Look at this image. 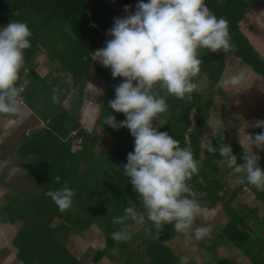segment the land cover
Wrapping results in <instances>:
<instances>
[{
  "label": "trees",
  "instance_id": "16d2710c",
  "mask_svg": "<svg viewBox=\"0 0 264 264\" xmlns=\"http://www.w3.org/2000/svg\"><path fill=\"white\" fill-rule=\"evenodd\" d=\"M139 2L0 0V29L12 21L25 22L32 33L31 46L24 50V64L17 81V87L23 88L19 97L21 110L13 114L16 116L27 107L31 120L43 121L32 128L30 123L24 125L21 143L16 149L25 161L24 172L29 183L18 194L6 191L0 205L2 222L17 227L11 241L2 244L5 255L2 263L7 260L9 264L18 261L21 264H97L120 244L128 246L129 240L122 243L112 239L111 234L120 228L113 223V218L124 215L129 199L137 204L139 201L130 177L122 175V168L116 171L114 166L127 163V154L134 151L135 138L126 127L114 129L104 124L110 113L117 122L126 119L124 113L108 107L109 101L115 99V87L125 78L113 77L110 67L95 60V52L106 46V40L112 39L108 30L113 27L114 18L125 16V6H130L134 14ZM205 3L217 18L228 21L233 47L227 52L200 50L202 63L193 82L197 84L202 77H207L211 85H218L233 56L249 64L264 80V57L242 26L246 15L254 8L262 9L264 1L205 0ZM42 60L51 65L47 71L37 70ZM87 82L98 102L92 127L87 126L79 114ZM155 88L160 96L166 97L168 109L157 115L154 126L163 123L158 131L168 132L179 140L181 148L192 149L200 167L187 183L202 207L221 206L229 218L222 233L216 234L215 244L237 246L253 264H264V210L260 209L264 206V191L245 182L237 183L229 195L220 172L224 175L232 170L222 162L218 151L212 154L203 147L204 130L214 106L213 93L195 91L187 101L166 94L158 84ZM54 93L59 95V103L53 102ZM6 114L0 113V116ZM221 132L215 130L211 135L214 147H218ZM225 143L237 146V154H234L237 163H244L241 138ZM258 155L261 157L259 165L264 169V150ZM221 163L224 166L221 167ZM57 175L61 177L58 183L53 179ZM65 186L76 195L72 206L61 212L44 193ZM245 186L260 201L257 206L243 209L231 204ZM93 225L103 230L105 246L94 253L85 251L86 256H91L88 260L78 258L64 241L71 233H83ZM177 233L171 224H165L159 238L154 239V225L145 222L141 234L146 238L147 264H180L181 258L169 245V240ZM128 248L131 250L132 246ZM218 264L236 262L225 257L219 258Z\"/></svg>",
  "mask_w": 264,
  "mask_h": 264
},
{
  "label": "clouds",
  "instance_id": "9594fccd",
  "mask_svg": "<svg viewBox=\"0 0 264 264\" xmlns=\"http://www.w3.org/2000/svg\"><path fill=\"white\" fill-rule=\"evenodd\" d=\"M125 6L126 17H115L113 27L108 30L112 37L105 47L98 49L95 60L110 67L113 77L125 80L115 87V99L108 107L124 113L125 120L117 122L111 113L104 124L114 129L128 128L134 140V151L127 154V163L114 166L123 169L122 175L130 177L137 193L139 204L128 200L124 215L113 218L120 228L111 236L116 242L131 239L132 225H144L150 221L159 238L165 224L175 231L203 239L212 227H193L198 216L207 215L206 209L196 199V193L187 183L197 173L200 162L194 159L190 147H180V141L168 132L158 131L153 121L158 114L167 111L166 97L160 96L158 84L166 94L190 101L197 85L193 82L200 71L202 49L212 52L229 51L228 21L210 11L205 0H149L140 2L135 13ZM32 35L27 23L10 22L0 29V113H19V97L23 88L17 87L24 64V50L30 48ZM222 79V78H221ZM246 79L243 72L224 81L225 86H238ZM136 82V83H134ZM59 103V95L52 96ZM212 126V122L208 121ZM163 124V123H160ZM246 128H264V119L246 122ZM215 126L223 128V120L216 119ZM243 161L237 163L231 145L220 136L218 147L212 142L205 145L207 152L217 151L222 162L237 174L236 183H249L258 191H264V169L259 165L261 157L253 150H264V132L247 133ZM20 171L13 168L12 174ZM53 179L58 183L60 176ZM50 197L61 212L73 204L75 191L67 186L44 193ZM146 231H150L146 229ZM105 246V245H104ZM103 248V247H101ZM180 264H188V257H181Z\"/></svg>",
  "mask_w": 264,
  "mask_h": 264
},
{
  "label": "rangeland",
  "instance_id": "374dc122",
  "mask_svg": "<svg viewBox=\"0 0 264 264\" xmlns=\"http://www.w3.org/2000/svg\"><path fill=\"white\" fill-rule=\"evenodd\" d=\"M257 1L259 0H250L251 3H256ZM130 12L133 13L132 11ZM128 14L126 12L124 17ZM242 26L245 33L264 57V5L262 9H252L242 21ZM50 67L51 65L48 62L42 60L37 70L47 71ZM240 72L246 75V79L242 84L234 87L225 86L224 81L226 79ZM196 85V91L213 93L214 98V106L210 110L211 117L209 118L212 126L207 122L204 130L203 147L209 140L211 141V135L215 130L219 132L223 131L220 133L219 138L223 136L224 143L229 140L240 141L241 138L245 147H247L245 131L251 134L264 132V128H246V122H252L255 119H264V80L241 58L233 56L229 59L226 71L218 85H211L207 77H202ZM219 87L222 88V92H220L221 89ZM97 105L96 95L92 91L90 82H87L83 89V103L79 114L81 119L89 127H92L94 115L98 110ZM28 113V108L23 107L21 113L16 114V116L13 113L0 116V129L2 131L0 134V205L3 204V197L6 191L9 194H18L19 191L24 189L23 186L29 183L24 172L25 161L18 156L16 149L21 143L24 125L30 123L32 128L42 124L43 121L31 120ZM218 118L223 120L222 129L215 126V120ZM160 123H157V128L161 127ZM228 145H231L233 154H237V146L234 143H229ZM253 150L257 154L260 152V149L255 147ZM202 156H205V152ZM222 166L224 164L221 163ZM13 168H19L20 171L12 174L11 170ZM220 174L221 180L225 183L226 188L229 189L228 194L231 195V191L237 186V174L232 171L224 175L222 172ZM217 177L220 178V175H217ZM258 203L260 201H257L255 195L246 186L239 191L235 199L231 202L233 206L243 209H247L249 206H257ZM205 209L207 215L198 216L193 227H207L210 225L212 231L203 239H196L193 236L190 240L184 234L178 232L177 235L169 240V245L175 251V254L180 258L188 257V264H218V259L225 257L233 259L236 264H253L239 247L232 246L229 243L215 244L218 241L216 234L222 233L223 227L229 218L221 206L215 208L207 207ZM260 209L261 211L264 210V206L262 205ZM0 226L2 232H0V237L5 236L6 232L12 235L13 233L11 234L10 230L12 231L14 229L16 232L17 228L16 225L13 226V229L11 226L4 227L1 215ZM6 228L7 230L5 231ZM144 228L145 224L136 225L133 223L130 229L132 233L131 239L128 242V246H132L131 250L125 244H120L113 249L112 254L104 256L97 264H126L128 261L129 264H147V254L144 251L147 247L145 242L146 238L141 234ZM6 240L9 243L11 240L10 236L6 237ZM64 242L78 258L86 257L85 259L88 260L91 256H86L85 251L89 252L91 250L94 253L98 248L104 247L105 237L103 230L99 226L93 225L83 233H71L66 237ZM213 244L215 245L213 246ZM1 247L2 244L0 243V264H9L7 260L5 263L1 262L2 257L5 256Z\"/></svg>",
  "mask_w": 264,
  "mask_h": 264
},
{
  "label": "crops",
  "instance_id": "0c3cea01",
  "mask_svg": "<svg viewBox=\"0 0 264 264\" xmlns=\"http://www.w3.org/2000/svg\"><path fill=\"white\" fill-rule=\"evenodd\" d=\"M2 220V219H1ZM3 225H4V227L5 226H11L12 227V229H13V226L14 225H11V224H9V223H3ZM1 227V226H0ZM9 229V228H8ZM7 230V228L5 229V231ZM13 231V232H12ZM10 230V233L12 234V235H10V234H8L7 232H6V235L5 236H1L0 237V243L1 244H6L7 243V241H6V237H8V236H10V238L12 239L13 237H14V235H15V230L13 229V230ZM0 232H1V229H0ZM2 233V232H1ZM5 233V232H4ZM11 241V240H10ZM18 263H20V261H18V262H16L15 264H18ZM21 264V263H20Z\"/></svg>",
  "mask_w": 264,
  "mask_h": 264
}]
</instances>
